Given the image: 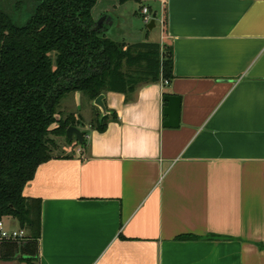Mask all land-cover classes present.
Here are the masks:
<instances>
[{
    "label": "crops",
    "instance_id": "0c3cea01",
    "mask_svg": "<svg viewBox=\"0 0 264 264\" xmlns=\"http://www.w3.org/2000/svg\"><path fill=\"white\" fill-rule=\"evenodd\" d=\"M164 2L145 25L172 79L105 93L106 129L92 104L96 123H74L86 145L23 189L41 202L36 264H264V0ZM165 95L181 98L178 128Z\"/></svg>",
    "mask_w": 264,
    "mask_h": 264
},
{
    "label": "trees",
    "instance_id": "16d2710c",
    "mask_svg": "<svg viewBox=\"0 0 264 264\" xmlns=\"http://www.w3.org/2000/svg\"><path fill=\"white\" fill-rule=\"evenodd\" d=\"M97 1L0 0V220L17 219L30 234L25 243L0 242V263L19 255L26 264L39 260L41 202L24 197L23 189L54 157L51 136L67 138L74 125L72 116L58 117L63 99L76 92L93 101L107 92L128 97L142 85L172 79L170 48L113 41L109 23L94 30Z\"/></svg>",
    "mask_w": 264,
    "mask_h": 264
},
{
    "label": "rangeland",
    "instance_id": "374dc122",
    "mask_svg": "<svg viewBox=\"0 0 264 264\" xmlns=\"http://www.w3.org/2000/svg\"><path fill=\"white\" fill-rule=\"evenodd\" d=\"M164 4V0H144L139 4L131 1L122 5H120L117 0H98L96 6L92 10V15L95 20H100L102 18L101 15L103 14L109 15L110 20L107 22L110 23L107 25L108 30L106 31V35L113 41H126L130 42L129 44H135V42H151L160 44V25L157 23V27L153 31H149L143 21L141 10L143 8H148L151 14H153L154 10H159L161 13H164L165 17L166 9ZM79 96H81V99H78L80 97H77L75 93L67 95L61 102L60 114L58 117L67 118L72 116V123H75L76 119V121H80V127L82 128V125L84 126L88 123V121H93L92 123H96V121L94 115H92V111L94 110L92 104H94V101L90 102L87 95L83 93H80ZM97 115H99V113H97ZM51 138L54 140V146L51 147L52 156L65 155L67 154L65 151L66 147L73 144L78 145V142L75 138L69 141L66 137L51 136ZM3 222L8 230L19 231L21 229L19 221L12 217L4 218ZM14 264L26 263L23 260L17 258L14 261Z\"/></svg>",
    "mask_w": 264,
    "mask_h": 264
},
{
    "label": "water",
    "instance_id": "95a60500",
    "mask_svg": "<svg viewBox=\"0 0 264 264\" xmlns=\"http://www.w3.org/2000/svg\"><path fill=\"white\" fill-rule=\"evenodd\" d=\"M156 19L157 14L154 13L147 27L149 30H152L155 27ZM106 20H110V17L103 16L100 20H98L94 30H98L105 23ZM104 100L105 95L101 94L94 101L95 106H97L102 111L103 116L108 114L107 106ZM164 100L167 102V106L164 109V114L168 118V120L164 122V126L167 128H178L180 125L181 98L178 96H165ZM66 136L69 140L75 138L79 145H82L85 141L84 132H82L75 126L68 127L66 131ZM17 258L21 259L22 256L19 255Z\"/></svg>",
    "mask_w": 264,
    "mask_h": 264
},
{
    "label": "built area",
    "instance_id": "2783aa9c",
    "mask_svg": "<svg viewBox=\"0 0 264 264\" xmlns=\"http://www.w3.org/2000/svg\"><path fill=\"white\" fill-rule=\"evenodd\" d=\"M141 14L144 16L145 24H149L152 19V14L149 12L148 8H143ZM168 84V81L164 82ZM28 241V234L25 229L21 228L18 230H8L3 222L0 220V242H18L25 243Z\"/></svg>",
    "mask_w": 264,
    "mask_h": 264
},
{
    "label": "flooded vegetation",
    "instance_id": "af4514ba",
    "mask_svg": "<svg viewBox=\"0 0 264 264\" xmlns=\"http://www.w3.org/2000/svg\"><path fill=\"white\" fill-rule=\"evenodd\" d=\"M98 21V20H97ZM105 23H107L108 24V22L107 21H105Z\"/></svg>",
    "mask_w": 264,
    "mask_h": 264
}]
</instances>
